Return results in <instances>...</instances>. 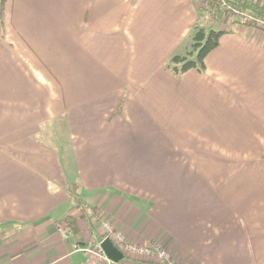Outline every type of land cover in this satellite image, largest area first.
<instances>
[{
  "label": "crops",
  "instance_id": "crops-1",
  "mask_svg": "<svg viewBox=\"0 0 264 264\" xmlns=\"http://www.w3.org/2000/svg\"><path fill=\"white\" fill-rule=\"evenodd\" d=\"M6 2L0 264L87 261L76 203L181 263L264 264V30L174 76L196 0Z\"/></svg>",
  "mask_w": 264,
  "mask_h": 264
},
{
  "label": "built area",
  "instance_id": "built-area-1",
  "mask_svg": "<svg viewBox=\"0 0 264 264\" xmlns=\"http://www.w3.org/2000/svg\"><path fill=\"white\" fill-rule=\"evenodd\" d=\"M247 2L257 0H244ZM263 4L264 0H260ZM228 11L234 10L242 18L264 30V17L248 14L244 10L235 9L230 4H225ZM76 217H83L86 222L92 223L89 238L79 237L73 243V251H80L86 254L87 261L80 264H187L173 259L171 254L159 242H145L130 239L126 230L119 229L113 223L104 218H100L98 212L92 205L76 203L74 206ZM100 218V219H99ZM99 231V232H98ZM109 238L122 252L123 258L114 261L103 250L101 244ZM137 259L141 261H137Z\"/></svg>",
  "mask_w": 264,
  "mask_h": 264
},
{
  "label": "trees",
  "instance_id": "trees-1",
  "mask_svg": "<svg viewBox=\"0 0 264 264\" xmlns=\"http://www.w3.org/2000/svg\"><path fill=\"white\" fill-rule=\"evenodd\" d=\"M208 2L213 7V11L217 10V7L220 12L223 11V16H234L235 20H232L233 23L241 22L252 27L254 26V24H251V22L247 21L245 17L242 18V16H240L234 10L228 11L225 4H230L235 9L244 10L248 14L253 13L258 17H264V2L263 4H261L260 0H257L255 2H247L244 0H208ZM0 3L1 10V8H4L6 0H0ZM197 8L200 9V7L198 6ZM231 30L233 29L229 27L218 30L214 28L207 29L205 26L198 27L193 35V43L190 47L191 49H189L186 54H178L176 52L171 55L169 65L170 69H167L174 76H180L191 69H198L199 71H203L206 68V57L219 45L220 37L223 34L230 32ZM194 54L197 55V58H193ZM167 65L168 64H166V67ZM93 208L96 211V207L93 206ZM73 219L74 218L72 214L67 217V220L72 222L69 223L71 225L70 231L76 229L75 225L73 224ZM92 223H95V221L88 222V226L92 227Z\"/></svg>",
  "mask_w": 264,
  "mask_h": 264
},
{
  "label": "rangeland",
  "instance_id": "rangeland-1",
  "mask_svg": "<svg viewBox=\"0 0 264 264\" xmlns=\"http://www.w3.org/2000/svg\"><path fill=\"white\" fill-rule=\"evenodd\" d=\"M197 6L200 7V9L196 8V14H197V20L190 30L191 35H189L187 38L184 39V42L181 44V47L177 50L178 54H186L189 49H191V44L193 43V35L195 31L198 29V27L205 26L207 29L214 28V29H224L225 27L232 28L233 27V22L232 20L234 16H229L225 15L223 16V11H219L218 8L216 7L217 10L213 11L212 6L209 4L208 0H196ZM7 3V2H6ZM1 4V3H0ZM2 13L0 12V15H2V25L1 29H4V9L1 8ZM221 38V37H220ZM193 58H197V55L194 54ZM167 67L166 68L170 69V58L167 60ZM68 155H65V157ZM65 163L67 166L69 165V162L65 160ZM74 184L71 183L68 185V190L73 189L72 186ZM78 200V199H77ZM76 259L79 260H85L84 257H82L81 254H76L75 255ZM86 261V260H85ZM84 261V262H85ZM181 262V261H178Z\"/></svg>",
  "mask_w": 264,
  "mask_h": 264
},
{
  "label": "water",
  "instance_id": "water-1",
  "mask_svg": "<svg viewBox=\"0 0 264 264\" xmlns=\"http://www.w3.org/2000/svg\"><path fill=\"white\" fill-rule=\"evenodd\" d=\"M105 253L114 261H119L123 258L121 250L109 239L106 238L101 244Z\"/></svg>",
  "mask_w": 264,
  "mask_h": 264
}]
</instances>
